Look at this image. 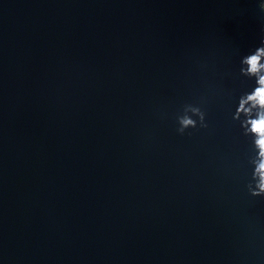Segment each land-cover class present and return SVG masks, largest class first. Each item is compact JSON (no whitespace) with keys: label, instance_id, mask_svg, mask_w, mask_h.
Segmentation results:
<instances>
[{"label":"water","instance_id":"water-1","mask_svg":"<svg viewBox=\"0 0 264 264\" xmlns=\"http://www.w3.org/2000/svg\"><path fill=\"white\" fill-rule=\"evenodd\" d=\"M260 2L0 0V264H264L232 119Z\"/></svg>","mask_w":264,"mask_h":264},{"label":"clouds","instance_id":"clouds-1","mask_svg":"<svg viewBox=\"0 0 264 264\" xmlns=\"http://www.w3.org/2000/svg\"><path fill=\"white\" fill-rule=\"evenodd\" d=\"M261 13H264V0L259 3ZM254 80L255 87L251 91H243L238 98L232 119L238 121L242 134L248 137L252 153L248 163L252 167L251 180L247 191L251 197H264V23L261 24L259 45L249 54L240 58L238 78ZM202 99L197 104L183 106L182 114L177 115L176 131L184 135L189 129H206V111L202 107ZM191 135V133H188Z\"/></svg>","mask_w":264,"mask_h":264}]
</instances>
